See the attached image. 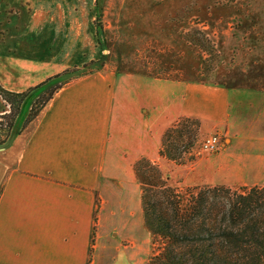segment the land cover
I'll return each mask as SVG.
<instances>
[{"label":"crops","instance_id":"0c3cea01","mask_svg":"<svg viewBox=\"0 0 264 264\" xmlns=\"http://www.w3.org/2000/svg\"><path fill=\"white\" fill-rule=\"evenodd\" d=\"M69 2L6 0L2 88L26 91L93 57V19ZM136 71L103 66L65 83L0 147V264H146L154 237L136 167H167L164 134L184 117L224 134L190 166L195 179L198 167L215 183L264 184V90Z\"/></svg>","mask_w":264,"mask_h":264},{"label":"rangeland","instance_id":"374dc122","mask_svg":"<svg viewBox=\"0 0 264 264\" xmlns=\"http://www.w3.org/2000/svg\"><path fill=\"white\" fill-rule=\"evenodd\" d=\"M74 1L68 3L67 10L73 8L74 15L84 11L93 19L88 51L93 57L69 65L59 78L34 88L28 96L37 93L33 101L45 88L60 81L67 83L103 66L120 72L139 70L154 76L180 77L187 82L223 84L231 89L241 86L254 92L264 90V0ZM5 7L6 0H0V10ZM31 104L22 121L18 116L10 137L0 147L24 132L30 122L26 118ZM17 105V101L10 104L0 94V133L10 129L8 118L3 117ZM207 120L184 117L173 123L167 129L172 128L168 135L165 137L167 131L164 134L161 149V155L169 160L167 167L151 163L160 166L164 179L178 190L183 204L203 186L224 185L243 191L245 186L248 189L264 185L215 183L200 178L204 170L198 167L197 179L193 177L190 166L207 154L202 150L203 139L211 134L224 137ZM148 166L139 165L141 176L155 178L154 168ZM162 241L156 237L154 252Z\"/></svg>","mask_w":264,"mask_h":264},{"label":"trees","instance_id":"16d2710c","mask_svg":"<svg viewBox=\"0 0 264 264\" xmlns=\"http://www.w3.org/2000/svg\"><path fill=\"white\" fill-rule=\"evenodd\" d=\"M60 75L36 87L48 85ZM65 83L45 88L32 102L26 121L35 118ZM36 87L15 92L0 85L1 96L10 104H18L3 117L8 118L10 129L0 133V144L7 142L23 104ZM142 163L154 168L155 178L141 176L138 168ZM136 169L143 185L146 226L154 243L156 237L163 240L146 264H264V187L240 191L224 185L203 186L183 204L182 196L167 183L158 166L143 159Z\"/></svg>","mask_w":264,"mask_h":264},{"label":"built area","instance_id":"2783aa9c","mask_svg":"<svg viewBox=\"0 0 264 264\" xmlns=\"http://www.w3.org/2000/svg\"><path fill=\"white\" fill-rule=\"evenodd\" d=\"M220 145V137L218 134H211L205 137L202 141V150L214 151Z\"/></svg>","mask_w":264,"mask_h":264},{"label":"water","instance_id":"95a60500","mask_svg":"<svg viewBox=\"0 0 264 264\" xmlns=\"http://www.w3.org/2000/svg\"><path fill=\"white\" fill-rule=\"evenodd\" d=\"M36 95H37V93L27 98L25 104L22 107V110H21V113H20V116H19L20 117V121H22L24 119V117L26 116L27 110H28L31 102L33 101V99H34V97Z\"/></svg>","mask_w":264,"mask_h":264}]
</instances>
